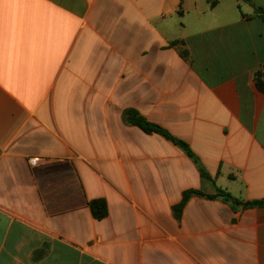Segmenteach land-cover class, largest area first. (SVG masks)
<instances>
[{"label":"crops","instance_id":"1","mask_svg":"<svg viewBox=\"0 0 264 264\" xmlns=\"http://www.w3.org/2000/svg\"><path fill=\"white\" fill-rule=\"evenodd\" d=\"M211 1L0 0V264H264V205L208 197L264 200V25Z\"/></svg>","mask_w":264,"mask_h":264},{"label":"trees","instance_id":"2","mask_svg":"<svg viewBox=\"0 0 264 264\" xmlns=\"http://www.w3.org/2000/svg\"><path fill=\"white\" fill-rule=\"evenodd\" d=\"M246 3L250 4L255 12L258 18L261 20L262 24L264 25V8L256 6L252 3L251 0H244ZM218 0H212L211 1V6H215ZM259 76V75H258ZM261 89H264V86L260 85L259 86ZM129 120L131 123L134 125L140 127L144 132L146 133H156L160 134L164 137H166L168 140H171L174 144L179 146L182 150H184L190 157H194V154L190 148V146L180 140L172 136L168 131L163 129L162 127L148 122L146 119L140 117L136 113H130L129 114ZM203 176L206 179H210V177L202 171ZM215 186V183H213ZM193 195H204L200 191L196 190H190L184 193L182 201L174 207V213L177 218H181L183 210L188 202V200L193 196ZM210 198H221L226 202L231 203L234 207H243V208H252V207H259L264 205V200L262 201H253V202H244L236 197H234L232 194L228 193L225 190H222L218 187L215 186V193L213 195L208 196ZM91 209L94 217L96 219H103L108 215V207L107 203L104 200H96L91 203Z\"/></svg>","mask_w":264,"mask_h":264},{"label":"built area","instance_id":"3","mask_svg":"<svg viewBox=\"0 0 264 264\" xmlns=\"http://www.w3.org/2000/svg\"><path fill=\"white\" fill-rule=\"evenodd\" d=\"M36 160V159H35ZM35 160H33L35 162Z\"/></svg>","mask_w":264,"mask_h":264}]
</instances>
